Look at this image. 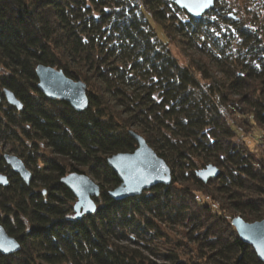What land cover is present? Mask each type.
I'll list each match as a JSON object with an SVG mask.
<instances>
[{
  "label": "trees",
  "instance_id": "16d2710c",
  "mask_svg": "<svg viewBox=\"0 0 264 264\" xmlns=\"http://www.w3.org/2000/svg\"><path fill=\"white\" fill-rule=\"evenodd\" d=\"M169 5L0 0V132L14 137L17 155L33 173L27 185L0 153V173L10 181L0 185V224L22 245L17 254L0 253V264H158L145 255L152 232L162 235L158 221L188 225L192 212L205 216L200 258L191 263L175 255L168 262L264 264L227 217V211H238L249 221L264 218V166L255 167L233 144L237 120L244 121V132L247 124L264 132V26L224 16L219 6L197 20L172 5L187 19L176 23L166 19ZM209 14L232 23L222 39H214L222 55L181 65L159 38L158 26L185 38L189 29L195 34L198 27L216 25ZM231 39L242 44L236 51ZM39 64L80 77L89 88V108L78 112L44 96ZM210 64L221 79L209 74ZM5 89L22 110L8 105ZM131 131L166 161L173 182L115 201L108 192L122 182L107 159L137 149ZM211 165L220 174L204 184L197 173ZM70 173L87 174L101 186L95 213L76 218V198L61 182ZM199 193L221 206L198 204Z\"/></svg>",
  "mask_w": 264,
  "mask_h": 264
},
{
  "label": "water",
  "instance_id": "95a60500",
  "mask_svg": "<svg viewBox=\"0 0 264 264\" xmlns=\"http://www.w3.org/2000/svg\"><path fill=\"white\" fill-rule=\"evenodd\" d=\"M216 0H174L176 6L192 16L201 19L215 7ZM39 91L49 99L65 101L78 111H86L90 106L88 97L89 88L80 78L68 77L62 70L52 66L39 64L36 68ZM7 103L22 110L23 103L9 89L4 90ZM130 135L137 141L138 147L133 153H118L107 159L108 165L121 179V185L108 192L115 201L141 196L145 191L152 190L159 185L170 186L173 182L172 172L166 161L149 145L146 139L131 131ZM4 159L11 169L27 184L31 185L33 173L23 159L13 154H5ZM220 169L208 166L198 171V178L207 184L217 178ZM61 182L74 194L76 202L74 212L79 219L93 214L97 210L96 198L101 196V186L89 175L70 173L62 178ZM10 184L7 175L0 173V185L8 187ZM232 225L240 239L250 245L264 263V219L256 222H247L242 217L233 218ZM21 243L10 236L0 224V253L14 255L21 251Z\"/></svg>",
  "mask_w": 264,
  "mask_h": 264
},
{
  "label": "rangeland",
  "instance_id": "374dc122",
  "mask_svg": "<svg viewBox=\"0 0 264 264\" xmlns=\"http://www.w3.org/2000/svg\"><path fill=\"white\" fill-rule=\"evenodd\" d=\"M168 1L171 2V5H169V8L166 10L168 16V18L166 19H169L170 21H174L176 23L186 21V17L183 13H181L183 10L179 9L176 6L174 0ZM172 5H175L179 10H181V12H176ZM217 6H219L218 9L224 16L235 15L238 18H249L251 20L254 19L255 24L260 27L264 26V0H216L214 8H216ZM206 15L207 14H205L204 16ZM208 16L212 21H216V25L210 23V25L213 26L206 28L198 27L195 34H193V29H189L186 31L187 37L185 38L181 34L174 33V35H169V32L161 28L162 26H158L157 32L159 38L167 44L168 48L178 59L181 65L189 66L193 61H195V64L199 61H202L205 64L206 62L210 61V58H214L215 55L221 54V51H219V48L216 46V42L214 39L218 37L222 39L223 31H227V29L231 27L232 23L224 18V16L219 17L217 20L215 14H209ZM152 23L155 25L156 21L153 20ZM187 40H189V42ZM228 40L229 39L224 37V41ZM237 40H232V46L235 48L234 51H236L237 47H241L242 45ZM209 74L214 78H222L221 71L214 65H211ZM197 77L201 79V75L199 73L197 74ZM241 122L244 121L241 120ZM241 122L239 120H237L236 122L237 125L235 129L237 130V135L233 140V144L245 151L247 155H250L255 167H262V165L264 166V132L258 127L251 128L248 124L246 132H244L240 129V127H242ZM39 146L40 151H47L43 143H39ZM15 149L18 152L21 151V148L14 137H8L4 132H0V153H2L3 155L13 154L18 156ZM27 152L28 151L26 149L24 153L27 154ZM46 153L48 155L50 154L49 151ZM196 200H198V204L200 203V205L201 203H208V205L213 209H215V206H221L218 200L213 201L202 193L198 194V198ZM192 213L193 215L191 218V222H189L188 225L179 226L158 221L157 225L158 227H160L162 235H155V231H153L151 238L153 239L151 247L156 254L153 253L151 248V250L145 251V255L150 259L156 261L158 264H171L170 262H168V257L175 255L179 256L180 259L183 258L187 261H191V263L193 261L199 260V242L200 235L202 234L201 238H203V231H205V229L202 228V223L205 216L203 213H201V215L196 212ZM237 216L242 217L247 222H256L249 221L241 212L236 211L233 213L227 211V217L229 218L231 224L233 218ZM135 237H137V235H135Z\"/></svg>",
  "mask_w": 264,
  "mask_h": 264
},
{
  "label": "snow or ice",
  "instance_id": "6c2138e0",
  "mask_svg": "<svg viewBox=\"0 0 264 264\" xmlns=\"http://www.w3.org/2000/svg\"><path fill=\"white\" fill-rule=\"evenodd\" d=\"M207 2H210V0H207Z\"/></svg>",
  "mask_w": 264,
  "mask_h": 264
}]
</instances>
